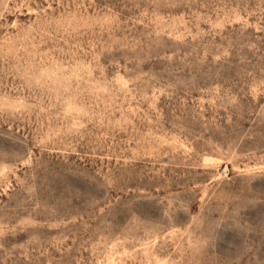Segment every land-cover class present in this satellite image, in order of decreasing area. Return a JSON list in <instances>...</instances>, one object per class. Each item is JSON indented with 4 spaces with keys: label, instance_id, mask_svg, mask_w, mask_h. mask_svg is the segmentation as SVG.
Listing matches in <instances>:
<instances>
[{
    "label": "rangeland",
    "instance_id": "rangeland-1",
    "mask_svg": "<svg viewBox=\"0 0 264 264\" xmlns=\"http://www.w3.org/2000/svg\"><path fill=\"white\" fill-rule=\"evenodd\" d=\"M0 264H264V0H0Z\"/></svg>",
    "mask_w": 264,
    "mask_h": 264
}]
</instances>
